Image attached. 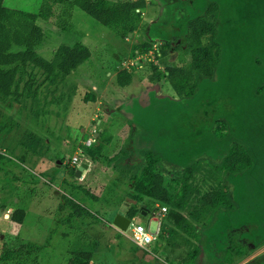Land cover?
Here are the masks:
<instances>
[{
  "label": "rangeland",
  "instance_id": "obj_1",
  "mask_svg": "<svg viewBox=\"0 0 264 264\" xmlns=\"http://www.w3.org/2000/svg\"><path fill=\"white\" fill-rule=\"evenodd\" d=\"M44 1L5 0L4 3L10 8L39 12ZM65 1H53L48 17L52 23L60 19L66 21L68 27L64 31L57 30L46 22L45 40L39 53L50 59L60 44L83 43L90 48L91 56L64 81L54 85L43 82L44 74L35 70V97L0 102V123L6 122L7 128H11L10 131H0V256L7 247L28 246L23 258L1 259L0 264H65L74 251L91 252L90 264H181L176 259L185 257L197 246L201 249L197 264H223L220 258L225 252H217H227L230 245L246 250L243 257L232 254L236 257L234 264H246L252 247L264 235V199L261 200L264 171L245 180L238 178L241 187L247 189L245 194L242 190L238 192L245 206L238 207L239 212L232 216L235 218L228 227L224 225L220 229L211 223L202 230L201 236L190 235L194 238L200 236V241L187 236L192 240L191 246L183 244L186 233L184 235L181 231L179 235L166 232L164 237H157L145 248H140L131 239V227L121 232L112 222L106 224L116 210L126 213L120 205H115V199L123 200L125 206L134 202L127 194L132 183L130 171L140 167L138 163L144 154L141 151L152 144L163 147L162 153L168 159L158 169L170 191H178L181 185L182 168H178L180 164L174 158L179 144L172 134L173 127L182 123L181 106L186 111L192 108L182 103L171 84L165 81L164 73L168 64L184 65L190 60L181 33L187 37V23L204 13L203 0H146L147 6L137 29L126 37H120L98 23L80 7L72 5V0ZM251 10L250 33H260L254 17L259 8ZM250 17L241 18L248 20ZM184 22L185 27L182 26ZM153 36L159 39H152ZM162 38L171 39V45L166 49ZM148 42L152 48L148 51L141 49L133 57V47ZM162 49L167 54L157 59L156 51ZM236 49L251 52L243 41ZM153 64L159 67L157 73L152 70ZM246 70H241L237 80L240 88L264 91V87L253 82L251 77L243 76L247 74ZM249 70L252 71L253 67ZM92 95L96 98L93 99ZM110 108L116 110L107 114ZM201 117L203 121L194 131L197 134L201 131L204 134L209 127L204 122L205 115L201 114ZM185 125L189 127L187 121ZM27 132L42 137L43 143L37 151L22 144ZM90 136L95 140L92 148L105 138H112L110 143L104 142L97 158L83 144ZM209 150H198L191 159L198 158L208 164L217 152L212 146ZM123 152L126 157L121 154ZM74 156L79 160L86 158V162H95L97 166L89 175L85 176V171L82 177H76L71 173ZM124 157L126 162L121 160ZM199 177L198 182L204 183ZM205 183L203 190L210 182ZM79 187L89 188L98 199L87 196ZM67 198H73L91 214L66 219L72 211L65 203ZM141 204L151 212L161 206L148 197ZM237 206L234 208L238 209ZM18 208L25 212L21 224L12 219V213ZM6 214L10 219L4 218ZM150 218V214L138 213L134 220L150 226L154 232L159 221L162 225L168 221L167 216L157 220ZM203 223L196 224V227ZM262 249L264 244L255 249V254L261 253Z\"/></svg>",
  "mask_w": 264,
  "mask_h": 264
},
{
  "label": "trees",
  "instance_id": "obj_2",
  "mask_svg": "<svg viewBox=\"0 0 264 264\" xmlns=\"http://www.w3.org/2000/svg\"><path fill=\"white\" fill-rule=\"evenodd\" d=\"M53 1L56 0H45L39 12H29L7 7L5 0H0V102L35 97L37 95V89H34L37 81L35 70H40L44 74L43 82L54 85L64 81L70 72L91 56L90 48L83 43L60 44L50 59L39 53V48L45 40L46 22L57 30L64 31L68 27L67 22L61 19L57 23L49 21L48 14ZM203 2L204 13L187 23V37L181 33L190 60L184 65L170 63L164 73L165 81L171 84L182 103L189 104L192 108L186 111L184 106H181L182 123L173 127V139L175 138L176 144H179L178 149L174 151V158L175 162L178 161L180 164L178 168H182L181 185L178 191H170L164 175L158 169V166L161 163L165 164L168 159L162 153L163 147H158L154 143L152 147L141 151L144 154L138 163L140 167H136L132 175L131 188L127 194L134 202L125 206L123 200L114 201L115 205H120L119 207L126 211L124 214L131 219L141 213V202L145 197L159 202L161 207L168 206L165 215L168 221L161 226L158 238L164 237L166 232L168 235H179L182 231L184 235L186 233L182 240L183 244L189 246L192 240L187 239V236L197 234L201 236L202 230H205L208 224L215 223L220 229L224 228V225L228 227L235 218L232 216L246 204L238 196V192L242 190L245 194L247 189L241 187L238 178L245 180L261 175L264 171V91L263 89L245 91V88H240L237 81L241 70L247 69L245 72L247 74L243 76L251 77L253 82L264 87V77L261 79L264 75V0H203ZM71 4L80 7L98 23L112 29L120 37H126L137 29L147 6L146 0H72ZM252 8H259L254 17L260 33H250ZM245 15H251L250 19L241 18ZM184 25L186 26V22L182 26ZM154 37L151 38L159 39ZM162 39L165 40L163 48L171 45V39ZM242 41L245 46H249L251 52H239L236 49L238 43L241 44ZM151 48L150 42L134 46L133 57L141 49L148 51ZM166 54L164 49L157 50L156 58L162 59ZM252 67L253 70L250 71ZM152 70L157 73L158 65L153 64ZM91 97L96 98L94 95ZM201 114L205 115L204 122L209 127L204 134L203 131L197 134L194 131L197 130L196 125L199 126L203 121ZM185 121L189 127L185 125ZM6 125V122L0 123V131L5 129L10 131L11 128H7ZM111 139L105 138L95 148H92L94 143L86 148L92 150L90 154L97 158L103 150L104 142L110 143ZM21 141L31 151H37L43 143L42 137L33 132H27ZM211 146L217 152H214V159H209V165L198 158L191 159L198 150H209ZM185 160L188 162L185 163ZM197 176H200L199 180L204 183H199ZM205 182L210 183L209 187L203 190L202 185L206 184ZM79 188L87 196L98 199L89 188ZM65 201L72 208L66 219L91 214V211L73 198H67ZM235 206L239 208L236 209ZM119 212L121 211L116 210L106 224L112 222L115 214ZM24 217L25 212L22 208L12 213L13 221L20 224L23 223ZM204 219L207 220L203 223ZM198 223L203 225L197 228ZM200 236L198 238L190 236V239L200 241ZM202 243H205L204 240ZM262 244L264 235L251 250ZM27 248L28 246L7 247L0 260L23 258ZM220 251L225 252L220 258L224 261L223 264H234L235 258L243 257L246 252L241 247L233 245L229 246L227 252L219 250L217 253ZM200 252L198 246L193 247L185 257L176 260L181 264H197V255ZM234 253L236 257H232ZM91 257V252L74 251L65 264H90ZM263 262L264 255L259 259V263L264 264Z\"/></svg>",
  "mask_w": 264,
  "mask_h": 264
},
{
  "label": "built area",
  "instance_id": "obj_3",
  "mask_svg": "<svg viewBox=\"0 0 264 264\" xmlns=\"http://www.w3.org/2000/svg\"><path fill=\"white\" fill-rule=\"evenodd\" d=\"M94 141H95L94 138L90 136L83 142V144L85 147L91 146L94 143ZM72 162H73V166L75 167L80 166L82 163L81 159L79 160L77 156L73 157ZM167 211H168L167 206L160 207V209H158L154 213V215L152 216V219L157 220V219L164 217ZM161 226H162V223L159 221L157 230L154 232L151 230L150 226L144 223H141V222H135V220L131 219V223L129 226L132 229L131 239L136 244V246L140 248H145L146 246H148L150 243L154 242L157 239L161 231Z\"/></svg>",
  "mask_w": 264,
  "mask_h": 264
},
{
  "label": "water",
  "instance_id": "obj_4",
  "mask_svg": "<svg viewBox=\"0 0 264 264\" xmlns=\"http://www.w3.org/2000/svg\"><path fill=\"white\" fill-rule=\"evenodd\" d=\"M106 117H107V114H106ZM97 135L98 134H96V136ZM88 167H89L88 163H82L79 167L71 169V173L75 174L76 177L80 178L82 177V173L85 172L88 169ZM144 208L145 207L141 208V214L147 215V211H145ZM130 223H131V218L119 212L115 214L111 224L117 229H119L121 232H125L129 228Z\"/></svg>",
  "mask_w": 264,
  "mask_h": 264
},
{
  "label": "crops",
  "instance_id": "obj_5",
  "mask_svg": "<svg viewBox=\"0 0 264 264\" xmlns=\"http://www.w3.org/2000/svg\"><path fill=\"white\" fill-rule=\"evenodd\" d=\"M116 109H114V108H110L109 109V111H108V113L107 114H110L111 112H113V111H115ZM121 154H123V153H121ZM121 154H119V155H121ZM124 156L126 157V154L124 153ZM122 158L121 160H123V159H126V158ZM116 159H118V158H116ZM115 159V160H116ZM87 160H86V158L85 159H82L81 160V162L83 163V162H85V163H88V162H86ZM123 161H125L126 162V160H123ZM88 165H89V167H88V169L86 170L87 172L84 174L85 176H87V175H89L88 173H90L92 170H94L95 169V166H97V164H95V162L93 163V162H90V163H88ZM158 168H159V166H158ZM126 170H127V166H126ZM133 171H130V176L132 177V175H133ZM145 211H147V215H149L150 214V216H152V215H154V211H150V210H148V208L147 209H145ZM122 213V212H121ZM124 214V213H123ZM150 219H152V217L150 218ZM109 224V223H108ZM112 226V225H111ZM113 228V227H112ZM114 228H116V227H114ZM259 247V246H258ZM258 247H256V248H254V250H252L251 252H252V254H251V256H248V258H250V260L249 261H247V263L246 264H261V263H259V259H260V257H262L263 255H264V249H262V251H261V253H258V254H255V249H257ZM255 254V255H254ZM246 257V256H245ZM264 263V262H263Z\"/></svg>",
  "mask_w": 264,
  "mask_h": 264
},
{
  "label": "clouds",
  "instance_id": "obj_6",
  "mask_svg": "<svg viewBox=\"0 0 264 264\" xmlns=\"http://www.w3.org/2000/svg\"><path fill=\"white\" fill-rule=\"evenodd\" d=\"M86 140V139H85ZM76 155H78V153L76 154ZM82 160V159H81ZM83 163H85V162H83ZM82 164V163H81ZM79 167V166H78ZM73 168H77V167H75V166H73ZM141 207H144V206H141ZM161 207V206H160ZM168 207V206H167ZM146 208V207H145ZM147 209V208H146ZM159 209V207L157 206L156 207V209L154 210V213L157 211ZM145 210V209H144ZM9 211H11V210H9ZM153 216V215H152ZM151 216V217H152ZM5 219H10V217L6 214L5 215V217H4ZM134 220V219H133Z\"/></svg>",
  "mask_w": 264,
  "mask_h": 264
}]
</instances>
